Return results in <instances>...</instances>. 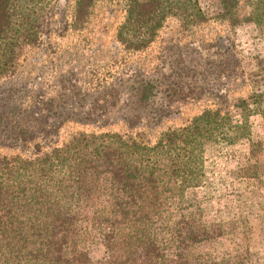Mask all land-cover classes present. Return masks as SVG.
Wrapping results in <instances>:
<instances>
[{
    "label": "trees",
    "instance_id": "16d2710c",
    "mask_svg": "<svg viewBox=\"0 0 264 264\" xmlns=\"http://www.w3.org/2000/svg\"><path fill=\"white\" fill-rule=\"evenodd\" d=\"M60 1L0 0V79L13 75L25 47L52 32L83 29L99 0H73L69 12L61 10ZM108 1L123 12L115 39L128 52L150 47L170 18L182 31L209 20L199 0ZM215 3V19L264 26V0ZM241 3L248 11L239 17ZM254 59L257 71L249 75L247 98L222 93L220 105L159 132L151 142L126 132L83 130L59 141L50 138L44 114L34 112L33 120L23 123L6 121L1 112L0 147L12 152L0 154V264H259L248 249L215 259L195 252L220 238L225 224L194 227L193 204L185 197L202 185L212 148L246 142L251 158L262 148L249 121L255 114L264 118V66ZM231 70L225 63L222 76L230 77ZM212 87L166 88L158 98L148 83L144 104L157 105L160 116L173 95L191 99ZM241 168L253 173L254 165ZM96 249L102 255L93 260Z\"/></svg>",
    "mask_w": 264,
    "mask_h": 264
},
{
    "label": "rangeland",
    "instance_id": "374dc122",
    "mask_svg": "<svg viewBox=\"0 0 264 264\" xmlns=\"http://www.w3.org/2000/svg\"><path fill=\"white\" fill-rule=\"evenodd\" d=\"M215 1L199 0L209 16L207 22L182 31L170 18L151 46L138 52H128L115 39L123 19L121 7L97 1L83 29L52 32L23 49L13 75L0 79V113L6 112V121L15 118L23 123L32 121L34 112L37 117L44 114L43 122L52 126L50 138L59 141L83 130L126 132L151 142L159 132L185 124L206 107L220 105L222 93L229 99L247 98L249 75L257 71L254 58L264 66V26H231L215 19ZM59 5L69 12L73 0H61ZM238 10L241 17L248 8L241 3ZM225 63L232 69L230 77L221 74ZM148 83L158 98L165 96L166 88L183 90L188 84L202 83L213 87L201 94L194 92L191 99L173 95L159 116L157 105L144 104L143 88ZM23 108L32 113L25 114L29 110ZM249 121L262 147L256 156L250 157L242 141L212 148L206 153L202 185L188 189L185 197L193 204L190 222L194 227L225 224L220 238L196 246L195 252L215 259L248 249L253 260L264 264V118L255 114ZM11 152L0 147V154ZM249 162L253 173L241 168ZM101 255L102 250L96 249L91 257L95 260Z\"/></svg>",
    "mask_w": 264,
    "mask_h": 264
}]
</instances>
